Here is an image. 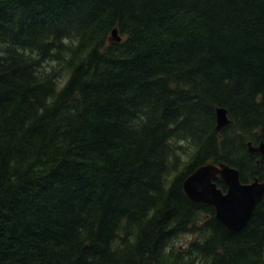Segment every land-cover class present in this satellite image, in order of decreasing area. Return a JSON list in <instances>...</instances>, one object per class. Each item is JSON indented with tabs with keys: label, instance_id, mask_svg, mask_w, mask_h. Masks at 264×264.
<instances>
[{
	"label": "trees",
	"instance_id": "trees-1",
	"mask_svg": "<svg viewBox=\"0 0 264 264\" xmlns=\"http://www.w3.org/2000/svg\"><path fill=\"white\" fill-rule=\"evenodd\" d=\"M262 141L264 0H0V264H264L183 188Z\"/></svg>",
	"mask_w": 264,
	"mask_h": 264
},
{
	"label": "water",
	"instance_id": "water-1",
	"mask_svg": "<svg viewBox=\"0 0 264 264\" xmlns=\"http://www.w3.org/2000/svg\"><path fill=\"white\" fill-rule=\"evenodd\" d=\"M112 41H122V36L115 28ZM230 118L225 108H217V129L222 130ZM251 152H258L264 159V141L258 145L248 143ZM222 180L227 188L218 185ZM186 195L195 202L212 206L218 220L230 231L245 227L256 207L264 198V180L255 177L249 182L241 180L240 171L223 162H208L199 166L185 180L183 185Z\"/></svg>",
	"mask_w": 264,
	"mask_h": 264
},
{
	"label": "rangeland",
	"instance_id": "rangeland-1",
	"mask_svg": "<svg viewBox=\"0 0 264 264\" xmlns=\"http://www.w3.org/2000/svg\"><path fill=\"white\" fill-rule=\"evenodd\" d=\"M185 241V238H183V239H180V242H184Z\"/></svg>",
	"mask_w": 264,
	"mask_h": 264
},
{
	"label": "bare ground",
	"instance_id": "bare-ground-1",
	"mask_svg": "<svg viewBox=\"0 0 264 264\" xmlns=\"http://www.w3.org/2000/svg\"><path fill=\"white\" fill-rule=\"evenodd\" d=\"M224 163V162H223ZM251 219V218H250Z\"/></svg>",
	"mask_w": 264,
	"mask_h": 264
}]
</instances>
